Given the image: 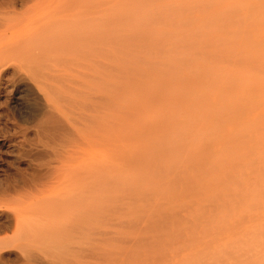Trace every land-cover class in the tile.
Segmentation results:
<instances>
[{
	"label": "bare ground",
	"instance_id": "bare-ground-1",
	"mask_svg": "<svg viewBox=\"0 0 264 264\" xmlns=\"http://www.w3.org/2000/svg\"><path fill=\"white\" fill-rule=\"evenodd\" d=\"M112 1L113 0H104V3L106 5L112 4ZM138 1H140V0H138ZM147 1L144 2L143 5H145L147 3V6H149L150 0H147ZM153 1H155V0H153ZM153 1H151L152 5L159 2V1H163V0H157V2L155 1V3H152ZM164 1H167V0H164ZM200 1H201V3H200ZM122 2H125V1L122 0ZM128 2H130V1H128ZM132 2H134V1H132ZM137 2H135V3H137ZM187 2H189V1H187ZM198 3H200L204 6H202L200 9L199 7H196L197 3H193V4H191V3H187V4L186 3H179V5H176V7H179L177 9H176V7H173V8L167 7V6H174V5H165V7H162L163 6L162 5L160 7L158 6L157 8H155L153 6V9L156 10V9L160 8V12L163 11V14H165L164 11L166 10V7L168 9L171 8V10L174 9V11H175V9L176 10L180 9V13L183 12V14H181L182 19H183V16H185V15L186 16L189 15V17L190 16L192 17V15H195L194 13H197V12L199 13V10L200 11L202 10V12H203V10L206 9V11L204 10L203 14H207V13H209L208 11H211L212 9H214L211 6H210V8H212V9H210L209 6L206 7L205 0H199ZM105 4H103V5H105ZM184 4L187 6V11L185 9L186 6ZM114 6H112V7H114ZM198 6H200V5H198ZM101 7H103V6L100 5V0H0V115H1V111H3V109H5V108L7 109L9 103H11V102L14 105H17V106L20 105L21 106V113L19 112L20 114L18 115V117L12 116L11 118H8V120L6 122V126L3 127V128H5L4 139H3L4 142L3 143H5L7 145V147L10 150L8 152H11L12 157L15 158L14 160L17 161V167L15 166L16 170H15L14 175L8 176L6 178L4 177V179L3 180L1 179V181H0V264H143V263L146 264L144 262V258H146V259H147V257L149 258V256L152 253H155L157 250L159 252L163 251V250L160 251V249H162V247L160 246V245H162L161 243H163L165 246L164 242L168 241V239L170 240V241H168L169 243L170 242L174 243L176 240L179 239V236L182 237V235H183L182 240H184V241L190 240V238H186V239L184 238V236H186V235H184L183 232L186 231V229L189 231L191 230V232L186 231L187 232L186 234L190 233V235H191V233H192L194 235L196 233L195 235L200 236L206 230H210V228H212L213 223L210 222V220L213 222L215 220H217L218 217L215 218V216L219 213V212L217 213V211H220L222 214L226 213L224 215H219L220 217H222V216L228 217L229 216L228 214L231 213L230 212L231 207H230V209L228 207L231 205L226 206V209H225V206H223V203H225V205H227V203H228L227 200H226L227 202L225 201L226 195L223 192L224 188L226 189V187L220 188L221 186H224V185H219L218 186L219 188L216 186V190H215V188L214 189L211 188L212 186L207 187L205 185L206 188H204L203 187L204 185L202 184V182L201 183L199 182L201 180H197L199 175L192 177V175H189L187 172L190 169H195V167H192L189 169L186 168L185 170L180 171L177 168L180 165L178 164V166L177 165L175 166V163L177 164L180 161V158H178V162L175 161L172 168H170L168 166V170L171 169L170 172L173 174H172L171 180H169L165 184V186L166 187H169L172 185L175 186V185H177V182H182V189L185 188L188 191H192L193 190L192 188H195L198 186L199 187V196H197L195 198V200H198V203H197V201L193 200L194 198L190 199V200L196 202V204H197L196 206H198L199 210L201 208L200 211L197 209L198 212L197 211L194 212L195 208H193V207L190 208V206L194 205L193 202L192 203L191 202L186 203V205H184V206L187 207V208L185 207V211L187 213L185 212V214L188 216L185 215L186 217H184V216H181L183 208L180 211L181 212L180 213L178 211V209L180 210V208L174 207L172 203H169V201H167L168 203L167 202L164 203L165 206L162 203L161 204L163 206L161 204H159V202H161V201H159V202L157 201L158 203L153 202L154 204H152L151 202L147 203V201L149 199H146V198L148 197L149 193L144 194L143 192H145V191H143V190H142V192H139V190L136 188V186H135V189H133L134 191H132V190L129 191V187H128V189L126 188L128 192L125 189L124 190L125 192L122 193L121 198H120V196L118 197V194L116 195L117 187H119V186H117L118 184L116 185V181H117V179L115 177L116 166L123 165V164L128 165V163L131 164L130 162L127 163V160L129 159L128 157H130L127 154V151L129 148V143L134 140V139L132 140L133 137L131 138V135H132L131 129L133 130L135 135L137 134L136 136H139V135L143 136L145 134V133L141 134L142 132L137 133L139 131H136V130H139V128H142L140 130H143L144 132H147L145 130H147L148 127H149V129L151 128L153 131H155V135H153L154 137L153 136H152L153 138L151 137L152 139L150 137H145L146 135H144L143 138H142V136L141 137L139 136L140 139L142 138L141 140L140 139L139 140L142 141V143H145L144 144L145 147H146V144H148L147 142H149V144L151 143L153 147H151V148L147 147L149 149L145 150L146 148H143L142 147L143 145H142L141 147L143 148V150H141V153L139 155H137V154L140 151L139 152L134 151L135 153H137V152L138 153L133 154L134 153L133 152L131 154V152L129 150L131 155H134V156L137 155L135 157V159L133 158L134 160H132V163L135 164L137 167L141 168V170L139 169V171L143 170L142 172L145 175L148 174L149 178H150V176L153 177V174H157L156 172L160 170L161 164H162V162H164L163 157L166 156V152L168 151V148L170 147V146H168V148H167L164 145V141L166 143L167 137L170 135L164 137V139H166V140L163 141V139L159 135H156V134L160 133V134H162L161 136H164L163 134L166 132L167 129H170L172 131L174 127H171V124L173 126H176L175 128L177 129V123H173V122H175L174 120L176 119V116H175V118L173 117L174 119L172 117H170L171 115L165 117V115H166L165 113L167 111L169 112V110H170L169 107L171 105H173L172 98H175L174 95L177 93V91H178V93L179 92L182 93V96H183V93L191 90L189 92L191 94V92L193 90L187 89V86L192 85V87L195 88V85L197 86V82H196L197 80L195 81V83H193L191 81V83H193L191 85L189 83L190 81L187 80V83H185V84L186 85L189 84V85H187L186 87L183 86L184 83L180 82L181 81L180 79H182L183 76L180 77L178 74L180 79L178 76L174 77V75H176L177 71L173 70V69H176L173 67V64H174V66L177 64L169 62L172 64V67H173V69H172L173 71H170L171 69H170V67H168V70L170 69L169 72L173 75V73L175 71V73L173 75L174 78L170 75L173 80L172 79H170V80H172V82H173L174 79L176 77H178L179 82L176 83V81H178V80H175V83L178 85L179 84H181V85L183 84V85L182 86H175V85L172 86L171 87L172 88L171 93H173L174 95L173 96L169 95L170 97L164 96V94H166L168 91H170V90H168L170 88V86L167 85L169 88L168 89L166 88V82L165 83H161V82L155 83L154 82V84H152L153 82L148 83V81L151 80L153 77L155 79V77L157 76V75L155 76V74H157V72H160L159 74L163 75L164 72H162L163 70H161V69H163V65L165 68L166 64H169V63L168 62L165 63L164 61H162L163 63L158 62L159 64L160 63L163 64V65H161L162 68L158 69V67H160V66L157 67L158 63L156 65L151 60H149V58L148 59L147 58H141V57L147 56L146 54H148L147 53L148 49H149V51L152 49L151 50L152 52L151 51L150 52L152 54H154V51L156 48L155 47L152 48V46L157 45L156 40H158V41L160 40V42L162 40L160 38L156 39L159 36L156 34L153 35L152 33H150L151 31L150 32L146 31L149 33V34L147 33L148 35L152 34V37L154 36V38L156 36L155 40H154V38L152 39L153 42L156 41L153 44V42H151V40H150V42L148 41V39L149 38L151 39V37H148V35L147 34L145 35V33H144L145 31L143 29L149 28V26H152L153 25L152 23H154V22L150 21L151 17L148 20L146 18L149 15L146 13L148 10L144 13H145V15L147 14V16L145 17L146 21L150 22V23L148 22L149 24L147 23L146 26H148V25L149 26L148 27L144 26L145 27L144 28L142 26V25H144L143 24L144 22L143 23L140 22V24H142L141 26L139 25V22H138V24L136 22V24H134V25L135 26L137 25L140 28L142 27L143 32L138 31V30L130 32V31H126L124 29L123 30L115 29L114 25L116 26V24L117 25L119 24L117 21V19H119V18L116 19V24H115V14H113V12H115V11H113V9L108 10L107 8H109V7H107L104 11L103 10L101 11V9H100ZM126 7H127V4H126ZM146 7L142 6L141 10L143 8H146ZM191 7L193 10H191ZM117 8H118V6H117ZM161 8H162V10H161ZM181 9H183L185 12L184 11L181 12ZM149 11H148V13H150V15L152 16L153 13L151 12V10H149ZM156 11L154 14L161 16L162 12L160 14H157ZM169 11L170 10H168L167 12L170 14L171 11L170 12ZM174 11H172L174 13V16L176 17V18L174 17V19L176 20L178 18L181 22V18H179L181 16H180V14H178L179 12L175 11L179 15L178 16L177 14L175 15ZM106 12H107V14H106ZM135 12H132V13L135 14ZM138 12H139V10L136 13H138ZM186 12H189V14H187ZM144 13H142V14H144ZM129 14H130V12H129ZM133 14H131V15H133ZM142 14L141 15L138 14V16L141 17V20L145 16V15L142 16ZM169 14H166V15H169ZM201 14L202 13H200V16H202ZM124 15H126V18H127L128 15L125 13H124ZM131 15H129V17ZM166 15H165L164 19H166V17H167ZM138 16H135L136 20H137V18L138 19L140 18ZM204 16H206V15H204ZM121 17H122V15H121ZM158 18H160V17H158ZM158 18H157V21H158ZM169 18L173 19L171 14H170V16H168V19H166L167 21H165V20L164 21L162 20V21L164 23L169 22L168 24L165 23L166 25H169V26H167V28L170 27V25L173 28V26H175V24L178 23L179 21L176 22V21H173L174 19L173 20L170 19L172 21V23L170 24L171 21H168ZM124 19H125V17L123 18V21L120 19V21H119L120 26H121V22L124 23ZM161 19H163V18H161ZM205 19H207V21H204L202 26H205V24H206V26L207 25L208 26L207 27L205 26L203 28V30H202V28H200L202 26H200L195 31L199 32L200 29L202 30V32L201 31L200 32L204 36H201V37L206 38L203 40H205L206 43H208V45L210 44L209 45V47H210L211 43H209L210 41H208L207 35L209 36L210 34H208V33H211V32L210 31L208 32L207 29H210L211 31L213 30L212 34L215 33V35L219 34V33L223 34V32H222L223 30L221 31V29H223V26H222V28L217 29V26L221 27L220 24L223 25V23H221L223 20H222V18L218 17L217 14H216V18L212 15L211 18L205 17ZM209 19H210V22H208ZM214 19H217V20L219 19V20L217 22V20L214 21ZM152 20H154V19H152ZM199 20L200 19L195 20L193 23H195L196 21L198 22ZM212 20H213V23L215 22V25L212 24ZM125 21H128V20L125 19ZM132 21L135 23L134 19H132L129 21L130 22V25L128 24L129 27H127V25L126 26L122 25V27H124V28L126 27L129 29L134 28V26H132L133 24L131 23ZM157 21H155L156 24L154 23L155 27H159V26L163 25V23H161V25L160 24L158 25ZM159 21H161V20H159ZM189 21L190 20H183L182 21L183 24H182V22L181 23L179 22L178 26H180L181 24L182 25L180 27H182V26L185 27L186 25L191 26V24H193V23L190 22L189 24H187V22H189ZM173 22H176V23L174 24ZM206 22H208V23H206ZM200 23H202V22L200 21ZM195 24H193L192 26H194ZM210 25L215 26L214 27L216 29L215 32H214L213 26H210ZM130 26H131V28H130ZM180 27H177V28H180ZM183 27H182L181 31L183 30L186 32V34H185V32H182L183 34H185L184 36L187 37L186 42L191 43L189 41V39H193V41H196V43L193 44V42H192L191 44L195 45L201 41V40L197 41V39H201V37L198 35V34H200V32L195 33L197 36H199V37H197L193 32L186 31V27L185 28H183ZM211 27L213 29H211ZM116 28H117V26H116ZM175 28H176V26H175ZM175 28H173V30L177 29V28L176 29ZM191 28H187V30H189ZM205 28H207V29L204 30ZM146 30H148V29H146ZM153 31L154 30H152V32ZM157 31H158V33L161 32L159 30H157ZM157 31H155L153 33H156ZM181 31L179 29L177 32L178 34L177 35L174 34L178 38H180L179 40L181 41L178 44H173L174 46L171 44L172 43L171 40H173V38L171 37L172 38L171 39L170 35L167 36V37H169V41H168V38L166 39V32L165 31H163V33L165 32L164 36L162 35L163 34L162 32H161V34L159 33L160 35H162V38L164 37V41H166V40L168 41L169 44L168 43H166V44L169 45V48L171 46L173 47V48H170V49L167 48V49H169V50L173 49V51H174L175 45L177 48H179L178 47L179 44H181L180 48H179V49H181L182 43L185 42V39H183L184 36H179L180 35L179 32H181ZM167 32L169 33V31H167ZM203 32H204V34H203ZM174 35H173V37H174ZM187 35H189V36H187ZM177 37H174V40H175V42L173 40L174 43H176V41L178 40V39L177 40L175 39ZM193 37H196V38H193ZM215 38L216 37H214L212 40L214 41ZM181 39H183L184 41ZM217 39L219 41H221V39H222V41L224 42L223 46L227 47L228 44H226L227 43L226 39H224V38L220 39L218 37L215 39L217 43H219L217 41ZM203 40L201 41L202 44H203ZM160 42H159V45H160ZM214 42H212V43L214 45L216 44L218 46V44L214 43ZM151 43H152V45H151ZM161 43L163 46V41ZM149 44H150V47L148 46ZM166 44H165V47H166ZM191 44H189L191 47H193V48L197 47V45H195L196 47H194ZM220 44L218 47L215 45L217 47L216 51L219 52V50L221 49L222 51H224L223 52V54H224L225 51L228 49V51H226L225 55L221 54L222 52H220V54H221L220 57H222V56L225 57L224 59H226L227 61H229L228 59H231L230 61L232 62V64L233 65L234 64L235 65L240 64L239 67L241 66L240 60L243 62V59H241V58H244V61H246V62H245V64H242V67L247 66L248 70L250 71L251 67H248V64H247L249 58L246 55L245 56L243 55L244 57L242 55H241L242 57L241 56L237 57L236 54H238V51L235 50L236 48L234 45H232L234 48H232V47L228 48L227 47V49H226V47H223L222 44L221 45ZM162 46L157 47V48H159L160 50L162 49L161 51L164 50L163 53L168 52V50L165 51V48L163 47L164 48L163 49ZM203 46H204V51H200V53L201 54L202 53L203 54L208 53V52H206V50L209 49L207 44L206 45L203 44L202 46H198V47L203 48ZM205 46L208 49L206 48V50H205ZM229 46H231V45H229ZM187 47H189V46H186V48ZM219 47H221V48L218 50ZM222 47L224 48V50ZM199 48L195 49L196 51L194 50V52H199V50H203V49H199ZM213 48H214V46H213ZM146 49H147V51H146ZM159 49H156V50H159ZM187 49H189V48H187ZM144 50L146 51L145 52L146 54L144 53ZM183 50H185V53H184L185 55L189 54V51L186 52V49H183ZM190 50H191V48H190ZM232 50H233V52L237 51L234 53L232 52V54L234 55L236 53L235 56L238 60L236 58L232 59L229 56H226L227 54L231 53ZM159 51H156L157 56H155V54H154V55H152V58L155 56L156 58H154V59H157V57H158V59L164 60L163 58H164V56H166V53L163 55V53L160 51L161 52V54H160ZM177 51H178V49L176 50V52ZM192 51L193 50H191V52ZM216 51H215V53H213V52H211V53L214 54L213 55L214 58L216 55L217 60L218 59L220 60L221 58L217 55L219 53L217 52V54H216ZM194 52H192V53H194ZM227 52H229V53H227ZM170 53L171 54L173 53L172 50L170 51ZM170 53H169V55H170ZM192 53H191V55H192ZM200 53H199V55H200ZM209 53H210V51H209ZM209 53L207 55H209ZM144 54H145V56H144ZM179 54L182 55L183 53L179 52ZM203 54L200 55L201 56L200 57L198 55V53H196V54L194 53V57L196 55H198V58H200V59H197L196 58L197 56L195 58L193 57V59H190L191 57L190 58L187 57V59H186L184 56L185 60H190V61L186 62L184 59H182L179 61V63H181L179 65L181 66L182 65L181 61H183L184 65H182V66H184V69H185L187 67V66L185 67V63L187 65H189V63H191L193 65V63H194L193 60H194L195 61L194 65L196 64V70L200 69V72L204 71L205 75H206V71H208L210 67H213L214 65L217 66V64H216L217 62L218 63L221 62L220 65L217 66V68L221 69L222 66L227 67V68H229V67L232 68L231 67L232 64H228L229 62L226 63V60H224V59L223 60L225 61V64H227L229 67L226 66L225 64H223L224 63L223 60L216 61V63L214 64L213 62H215V61L211 60L213 58L212 54L210 57V62L212 61L211 63H213L212 64L213 66H210V64L208 65V63H210V62L206 63V61L209 60V58H208L209 56L207 57L205 55L207 57L205 59V58H203ZM149 55H151V54H149ZM162 55H163V57H162ZM173 55H174V53H173ZM173 55H171L169 60L173 59V61H175V59L173 57H175L176 53L174 56ZM167 56H168V54H167ZM187 56H189V55H187ZM227 57H229V58L227 59ZM201 58L205 59L204 60L205 64L203 63L202 67H204V65H205V67H206V65H208V67H209V68L207 67L206 70H205V67L202 69H201V67L199 69L197 68L199 66L198 62L203 61V59L201 60ZM233 58H234V56H233ZM166 59L168 60V58H166ZM196 59H197V62H196ZM234 60H237L238 63H235ZM177 62H178V60H177ZM250 62L253 63L251 60H250ZM254 63L257 65L256 62H254ZM149 64H150V67L151 66L154 67V68L151 67L153 70L148 66L146 67V65H149ZM191 64L189 65L190 67H192ZM221 64H222V66H221ZM179 65H178V67H179ZM251 65H253L252 68H255L254 64H251ZM258 65H257V67L261 68L263 63H262V65L260 64V66H258ZM142 66L143 67L145 66L144 69ZM216 66H214L213 68H216ZM234 66H233V68H234ZM237 66H235V68ZM137 67L139 69H136ZM257 67L255 70H257V72H259L262 75V73H263L262 69H263L264 65L261 68V70H260V68H257ZM145 68H147V70ZM180 68L182 69L183 67H179L178 68L179 71H180ZM187 68H189V67H187ZM187 68L185 70H187ZM191 69L189 68V70H187V71H191ZM223 70L225 71L226 69H223ZM235 70L239 71L240 68L233 69V73H235V72L237 73V71H235ZM165 71H166V69H165ZM187 71L183 72V70H182L181 75L184 73H189ZM194 71H195V68H194ZM194 71H191V73H190L191 75L189 74L186 76H192L194 74V73L192 74V72H194ZM251 71L253 72L252 69H251ZM251 71H250V74L252 73ZM161 72H162V74H161ZM200 72H199V74H200ZM211 72L210 73L207 72L206 76H208V74H209V77H210ZM221 73H222V75L224 74V76L225 75L227 76L229 74L228 77L230 75H233L231 73H224L223 71ZM213 74L212 75L215 77L216 76L215 73H213ZM163 76H165V77L167 76V71L165 72V74ZM200 76H202V75L200 74ZM213 76H211V77H213ZM224 76L222 78H224V80H227L228 77L225 79L226 76L225 77ZM245 76H249L250 78L251 77L253 78V76H251V75L245 74L244 77ZM136 77H138L140 79H138V80L134 79ZM192 77L194 78V76H192ZM209 77H205V78L208 79V81H209V79L211 78V77L210 78ZM214 77H213L214 85L212 86V84H211L213 81V79H212L211 82L209 81V84H211V85L208 84L207 87L211 86L209 90H211L212 87H215V88L218 87L216 89L218 91L220 85L216 87L215 83H216V81H217V84H219L220 82L218 80H215ZM157 78H158V76H157ZM157 78L155 80H157ZM160 78H161V80L165 79L163 77H160ZM195 78H197V77H195ZM205 78H201V79L204 80ZM233 78H234V76H233ZM233 78H231L230 80H232ZM133 79H134V81H133ZM168 79L169 78L166 77V81H168L170 83V80H168ZM184 79H186V78H184ZM187 79H190V78L187 77ZM201 79L199 78L198 81L200 82ZM251 79H249V81ZM158 80H160V79L158 78ZM221 80H223V79H221ZM230 80H229V82L231 84ZM205 81L208 83L207 80H205ZM252 81H253V79H252ZM202 82L203 81H201V83ZM222 83H223V81L221 82V84ZM226 83H223L224 87H226ZM235 84H238V83L235 82ZM246 84L248 85L250 83H246ZM201 85H202V87L197 86L198 88L197 87L196 88L198 90L201 88V89H203V91L205 89H207L206 87H204L206 85H204V84H201ZM228 85L229 84H227L226 89L220 88V90L218 92L216 91V93H219L220 96H221V94L225 95V93H227L226 90H228V88H230V87H228ZM254 85L252 86V88L247 87L249 90H247L246 92H248L250 90L254 91V90H252L253 87L256 86V85L255 86ZM178 87L179 88L181 87V90L183 88L184 89L186 88V90L181 92V90L179 91ZM222 87H223V85H222ZM231 87H235V86H231ZM240 88H242V87H240ZM237 89H238V85H237ZM221 90L226 91V92L223 94V93H221L222 92ZM232 90L233 89H231V92H232ZM165 91H166V93H165ZM243 91H245V90H243ZM205 92H206V90H205ZM195 93L196 92H194L193 94H195ZM177 94H176V96H179V94L178 95ZM190 94H187V92H186V95H190ZM205 94L210 95L208 92ZM203 95H204V93H203ZM207 95H205L206 100L204 98V100H205L204 102H201L202 101V99H201L202 97L200 98L201 95L199 97H195L193 95L192 97L190 96V98H192L193 100L200 98L201 100L198 99L200 101H198V100L196 101L198 104L194 103L195 101L192 103H194L193 104L194 106H195V104H197L196 106H198L199 103H203V104H200V105H202V110H203V109H206L205 107L203 108V106H205L204 103H207V105H208V102H206L208 100ZM227 95L229 96L228 93H227ZM184 96H185V94H184ZM246 96H248V95H246ZM180 97H181V95H180ZM177 98L178 97H176L175 100ZM181 98H178L177 100H179ZM184 98H189V97L185 96V97H183V99ZM251 98H252V96H251ZM189 99H187V101L184 100V102H186V104L190 105L191 102L189 103ZM222 99L224 102L225 99L223 98V96H222ZM246 101H247V99H246ZM179 102L183 103L182 99L179 100ZM241 102H243V101H240V103ZM247 102H249V101H247ZM235 103L238 104L237 102H235ZM183 104H182L183 107L186 106V104L185 105H183ZM211 104H212V102H211ZM255 104H256V102H255ZM159 105H160V107H159ZM193 105L191 107L190 106H187V107H190V109H191L192 107H194ZM155 106H158V107H155ZM176 106L180 107L179 103H177ZM199 106H198V108H200ZM208 106H206V107L208 108ZM233 106H235V105L233 104ZM229 107H230V105H229ZM238 107H240V106H238ZM245 107L246 106H244V108ZM168 108H169V110H167ZM175 108H177V107H175ZM175 108H174V110H176ZM184 108L189 109L186 107H184ZM198 108L194 107L192 110L194 112L196 110V111L202 112L204 114V112H203L204 110L200 111V110H198ZM214 108H211V109H214ZM256 108H260V106L256 107ZM153 109H155V111H154L155 113L152 111ZM190 109H189V111H190ZM215 109L217 110V107ZM178 110H179V108H178ZM192 110H191V112H189V114L193 112ZM226 110H228V109H226ZM235 110H237V109H235ZM148 111L153 112L154 113L153 115H156V117L153 116L155 121H152V122H156L155 124L152 123L153 125L157 124L156 126L151 127V125H148L149 121H148V124L146 122H144L142 124L141 118L142 119L146 118L145 115H148ZM170 111H172V110H170ZM182 111H183V109H182ZM182 111H180V112L178 111L179 113L177 112L178 113L177 116H179V118H180V114L181 113L183 114ZM229 111H231V110H229ZM8 112H7V114H8ZM145 112H147V114L144 115ZM184 112L185 113L183 115L185 117L186 116L189 117V114H186V111H184ZM210 112L211 111H209L207 113L209 114ZM193 113H192V115H193ZM196 113L194 115H196ZM241 113H242V111H241ZM169 114H172V116H173V113H168L167 115H169ZM174 114H176V113H174ZM201 114L198 115L197 117L204 118V116L201 117ZM2 115L0 118H2V117L4 118V116H5V118H7L6 113L4 116H2ZM140 115H141V118H139ZM150 115H152V114L149 113V118H150ZM168 117L172 118L173 120L168 119ZM195 117H194V119H195ZM209 117L207 115L206 119H208ZM229 117H230V115H229ZM156 118H157V120H156ZM216 118H218V117H215V119ZM260 118H261V116H260ZM167 119L170 121L172 120L173 122H170ZM223 119H224V117L222 118V120ZM133 120L135 122L136 121L141 122V123L137 122V123H139L138 124L139 128L136 124H135L136 127L135 126L132 127V122H134ZM151 120H153V119H151ZM198 120H199V118H198ZM256 120H258V119H256ZM184 122H186V121H184ZM145 123L148 127L144 125ZM1 124H4V122ZM195 124H196V122H195ZM167 125H169V126H167ZM178 125H179V123H178ZM180 125H182V124L180 123ZM198 126H199V123H198ZM134 127L136 128V130H135L136 132L134 131V129H135ZM182 127L187 128L189 126H182ZM239 127H241V126H239ZM185 128H184V130H185ZM151 129L149 131H152ZM187 129H189V128H187ZM180 130H181V128H180ZM174 131H172V132H174ZM161 132H164V133H161ZM168 132L169 131L167 130V133ZM178 132H179V130H178ZM226 133H227V131H226ZM172 134H171V136L173 137ZM135 139L138 140V138H135ZM136 140H135V142H136ZM175 140H177V139L175 138ZM261 142H262V140H261ZM263 142H264V140H263ZM174 143L176 144V141ZM252 144H255V143L253 142ZM170 145L172 146V144H170ZM176 145H174V146L177 148L179 146V144H178V146H176ZM174 146H172V147H174ZM222 146L224 147V144ZM7 147H5V148L7 149ZM141 147L138 146L136 148L142 149ZM165 147L167 148L166 152L164 151L165 149L164 150L162 149ZM255 147H256V144H255ZM233 148H234V146H233ZM173 149L175 151L178 150V148L177 149L173 148ZM175 151L169 150L170 154L172 152V155L174 154ZM6 152H7V150H6ZM199 152H201V151H199ZM260 153H259V155H260ZM199 154H202V153H199ZM217 154H218V152H217ZM203 155H202V157H203ZM167 156H166V158H164L165 160L170 157V155H167ZM199 156H196V158ZM189 157L186 154V158H189ZM202 157L200 156L199 158L202 159ZM159 158H160V160H159ZM186 158H184V159L186 160ZM130 159L128 161H130ZM184 159L182 161H184ZM192 159L196 160L195 157H192ZM253 159H254V157H253ZM198 160L200 161V159H198ZM10 161H12V160H10ZM230 161H232V160H230ZM187 162H189V160H186V163L183 162V164L185 166H186V164H190V165L192 164V162H190V163H187ZM204 162H206V161H204ZM260 162H261V160H260ZM262 163H263V161H262ZM133 164H131V165H133ZM204 164H207V163H204ZM193 165L194 164H192L191 166H193ZM198 165H200V164H198ZM201 165H202V163H201ZM259 165H260V163H259ZM194 166H196V165H194ZM197 167H199V166H196V169H197ZM181 168H182V165H181ZM259 169H258V171H259ZM252 171H251V173H252ZM258 171H256V174ZM153 172H155V173H153ZM160 173H162V170H160ZM262 173H264L263 170H262ZM262 173H261V176L259 174L256 175L257 178L260 179L259 180L260 183L264 182V180H263L264 176ZM1 174H3V173H1ZM219 175H220V173H219ZM262 176H263V178H262ZM196 177H197V179H196ZM202 177H203V179L201 178V176H200V179H202L204 181V184H205V182H207L208 179H205L206 180L205 181L204 175ZM226 177H227V175L225 176V178ZM227 179H229V178L227 177ZM227 179H226V182H223V183H225V184L229 183L227 181H229L230 179L229 180H227ZM238 179L239 178H237V180ZM250 179H251V177H250ZM223 180H225V179L223 178ZM118 181H117V183L120 182V181L119 182ZM218 181H220V179ZM222 181H220L219 183L223 184V183H221ZM119 184H120L119 188L122 189L121 183H119ZM201 184L203 186H201ZM234 184H236V183H234ZM261 184H262V187L264 188V186H263L264 183H261ZM194 185H197V186L193 187ZM208 185H210V184H208ZM231 186H233V185H231ZM138 188L140 189V187H138ZM210 188L212 190H210ZM229 188L230 187H228V189ZM237 188H239V187H237ZM255 188H252V190H254ZM123 189H122V191H123ZM135 190H137V191H135ZM232 190H233V187H232ZM120 191L118 189V193ZM229 191L230 190H228V193H229ZM134 192H135V194H133ZM219 192H221V193L223 192V194H221ZM247 192H246V194H247ZM251 192H250V194H251ZM263 192H262V194L260 193L261 196H259L260 194L257 196V197L261 198L260 200L264 199V193ZM138 193H143L142 195H144V198H142L143 196H140V198H137V197L135 198V195ZM220 194L223 196H220ZM237 194H233L232 196H229V198L231 197L230 201H229L230 203L232 201L234 203L235 200H237L236 198H238V199L240 198L239 191L237 192ZM145 195H147V196H145ZM234 195H236L235 196L236 198L233 197ZM255 195L256 194H254L253 197ZM134 198H135V201H134ZM148 198H150V197H148ZM219 198H221V200H220L222 202L221 204L218 200ZM222 198H223V200H222ZM251 198L249 200H251ZM259 198H258V200H259ZM144 199H145V202L147 203V204H145L146 206L142 203V201H144ZM243 199L245 200V198H243ZM246 199H248V197ZM252 200H253V198H252ZM255 200L257 201V199H255ZM255 200H253V201L256 203ZM126 201L128 204L126 203ZM213 202H215V203L211 204ZM254 202L252 204L254 206L258 204L256 207L259 208V206H260L258 203L259 201L256 204ZM216 203H218L217 205L219 206V209H217L218 206L215 207ZM243 203H245V201ZM237 204H239V202H237ZM249 204L251 205V203H249ZM243 205H246V204H243ZM196 206L194 205V207H196ZM209 206L214 207L213 208L214 214H215V211L217 213L216 215L212 214V216H211L212 219L208 218V217L206 219V216L209 214V212L205 213V210L207 209L209 211V208H208ZM220 206H222V207H220ZM252 206L250 209H252ZM134 207H137L138 210L130 213V209L134 208ZM246 207H247L246 209L248 210V206H246ZM189 208L194 209V210L191 211V210H189ZM215 208H216V210H215ZM233 209H235V208H233ZM236 209H235V211H236ZM227 210L229 211V213L227 212ZM211 211H210V213H213ZM258 211H260V210H258ZM248 212H247V215L249 214ZM239 213H240V211H239ZM204 215H206V216H204ZM225 215H227V216H225ZM236 215H237V211H236ZM247 215H246V217H248ZM123 216H130V217L126 218ZM252 216H253V214L251 213L250 218ZM201 217H205L206 223L203 221L205 219H203ZM213 217L215 218V220H213ZM220 217L218 218L219 220H220ZM224 217H222V220L224 219ZM122 218H124L125 220H123ZM193 218L195 220L194 222L197 225L200 224L198 222H201V221H203L206 224V225H204V223L201 222L204 225L203 229L204 228L206 229V230L204 229L205 231L203 232L202 231L203 229L201 230L199 228V230H200L199 233H201V231H202L201 234H199V233L197 234V232L199 231L198 230L199 225L197 228L194 227V225H193L194 222L191 220ZM199 218H200V220H199ZM170 221H171V223H170ZM223 221H220V222H223ZM143 222L145 223V225H142ZM208 222H210L209 224H211V227L208 226L209 225ZM191 224L193 225L194 229H197L196 231L194 230L195 232L192 231L193 228H192ZM196 224H195V226H197ZM207 226H208V228H206ZM181 231H183V232H181ZM263 231L259 232V233H263V235H264ZM9 232H10V234L12 233V236L9 235V237H8V235H7V237H4V238L1 237L2 234L5 235ZM179 233H182V235H180ZM204 234H208L207 231ZM251 234H253V233H251ZM263 235L261 236L262 238H263ZM187 236H189V235H187ZM201 236H203V235H201ZM212 236H213V234H212ZM167 237H169V238H167ZM189 237H191V236H189ZM193 238H195V237H193ZM180 240H178L179 242L177 241L178 242L177 245H179L180 242L181 243L183 242ZM191 240H193V239L191 238ZM190 241H189V243H190ZM258 241H259V239H258ZM168 242H166V243H168ZM177 242H175V243H177ZM238 242L241 243L240 240ZM253 242L255 243L254 240H253ZM213 243H215V242H213ZM241 244H238V246H240ZM261 244L264 246V242ZM174 245H176V244H174ZM185 245H187V244H185V242H184L179 247L175 248L172 244V246L174 247V251H176V249L177 250L180 249L181 246L184 247ZM262 245H260V246L262 247ZM164 246H163V248H164ZM187 246H189V245H187ZM167 247H168V244H167ZM167 247H166V249L167 250L170 249L169 253H171V250H173V248L170 247V244H169V247L168 248ZM182 247H181V249H182ZM228 247L230 249V246H228ZM156 248H157V250H156ZM187 248H190V247H187ZM262 248L264 250V247H262ZM262 248H261V250H262ZM218 249H219V247H218ZM237 249H238V247H237ZM153 250H156V251L154 252ZM164 251H165V248H164ZM164 251H163V254L168 252V251L167 252H164ZM250 251H252V250H250ZM145 252L148 254H146ZM261 252H263V251H261ZM261 252H259V253H261ZM172 253H173V251H172ZM176 253H177V251H176ZM217 253H219V252H217ZM239 253H241V252H239ZM259 253H257L258 257L260 255ZM155 254H154V257L152 256L153 254L150 257L157 259V261L158 260L163 261V259L165 258V257H163V259H162V257H161V259H158L159 256H162L163 254L161 253L162 255H160V253H157L156 255L158 256V258L156 257ZM167 254H166V257H167ZM248 254H246V256ZM240 255H243V254L241 253ZM240 255H237V256H240ZM256 257H257V255H256ZM227 258H228V256H227ZM235 258H236V260H235ZM238 258H241L240 261L242 264V262L244 261V259L242 261V256L241 257H235V254H234L233 259L236 262H234V263H237V261L239 260ZM249 259L250 258H248V260H246V257H245L246 262L249 261ZM258 259L259 258H257V260L253 261L251 258V261H249V262H250V264H252L251 262L255 263V261H257V263L259 264ZM147 260H149V259H147ZM195 260H198V259H195ZM217 261H220V259L219 260L217 259ZM223 261L225 263L226 260L223 259ZM228 261H229V259L227 260V262L225 264H227ZM230 261H231V259H230ZM146 262L149 263V261H146ZM260 262H261V260H260ZM187 263L190 264L191 262H187ZM195 263H196V261H195ZM238 263H240V262L238 261ZM243 263H245V261ZM262 263H264V258L262 259L261 264ZM151 264H153V263H151ZM246 264H248V263H246Z\"/></svg>",
	"mask_w": 264,
	"mask_h": 264
},
{
	"label": "rangeland",
	"instance_id": "rangeland-1",
	"mask_svg": "<svg viewBox=\"0 0 264 264\" xmlns=\"http://www.w3.org/2000/svg\"><path fill=\"white\" fill-rule=\"evenodd\" d=\"M125 2H122V0H113L112 1V4H105L104 3V0H100V5L101 6H103V7H101L100 9H101V11L103 10H105L107 7H109V8H107L108 10L110 9H113V11H115V12H113V14H115V24H116V19L117 18H119V19H117V21H118V23L120 24V19L123 21V18L125 17V19L126 20H128V21H125V19H124V23L123 22H121V26L118 24H116V26H117V28H116V26L114 25V27H115V29H118V30H126V31H130V32H132V31H141V32H143V30L145 31L144 33H145V35L148 33V32H146V31H151L150 33H152L153 35L154 34H156V35H158L157 37L158 38H156V36H155V38L156 39H162L161 40V42L163 41V46H162V43L160 42V40L158 41V40H156L157 41V45H153L152 46V48L153 47H155L156 49H159V48H157V47H160V46H162V48L164 47L165 48V51L166 50H168V52H164L163 53V51H161L160 49V51L163 53V55L166 53V56H164V60H162V59H158V57H157V59H154V58H156L155 56H157V52L156 51H159V50H156L155 48V51H154V54H155V56L152 58V55H154V54H152L150 51H149V49H148V51H147V49H146V51H147V53L148 54H146L145 52V50H144V53L147 55V56H145V54H144V56L145 57H141V58H149V60H151L154 64H156L157 65V63L158 62H161V63H163L162 61H164L165 63L166 62H171V63H176L177 65H175L174 66V64H173V67L174 68H176V69H173V67H172V64L171 63H169V64H166V67L164 68V65L163 64H159L158 63V65H157V67L158 66H160V67H158V69L160 68H162L161 67V65H163V69H161V70H163L162 72H164L163 73V75L165 74V72L167 71V78H169L168 80H170V79H172L171 78V76L173 77V75H174V73H175V71H177L176 72V75H174V77L175 76H178V74H179V76L180 77H182L183 76V78L182 79H180V77H179V79L181 80L180 82H182V83H184V85L183 86H187V85H189V84H185V83H187V80H189L190 82V85L191 84H193V83H195V81L197 82V86L198 87H202V85L201 84H204V85H206V86H204V87H206L207 89H205L206 90V92H205V90L203 91V89H197L198 87L195 85V88L194 87H192V85L191 86H187V89H192L193 91V93L194 92H196L195 94H193L192 92H191V94L189 93L190 91H186L187 92V94H190V95H186V92L185 93H183V96H182V93H178V91H177V93L179 94V96H176V94L174 95L173 93H171L172 92V86H182L181 84H176L177 82H179V80H178V77H176L175 79H174V81L172 82V80H170V83L168 82V81H166V77L165 76H163V75H160L159 73L160 72H157V74H155V76L157 75L158 76V78L160 79V80H158V78H157V76L155 77V79L157 78V80H155L154 79V77L151 79V80H149L148 81V83L150 82H153L152 84H154V82L155 83H165L166 82V88L168 89L169 87L168 86H170V88L168 89V90H170V91H168L167 93H166V91H165V93L166 94H164V96H168V97H170L169 95H171V96H173L174 95V97L176 98V97H178V98H181L182 99V101H183V103L182 102H179V100H181V99H179V100H175V98H172V103H173V105H171L169 108H170V110H172V111H170L169 110V108L167 109V110H169V112L167 111L165 114V117H167V116H170V117H174L175 118V116H176V119L174 120L175 122H173L172 120L174 119H172V118H169L168 117V119H172L171 121L170 120H168V121H170V122H173V123H177V129L175 128L176 126H173L171 123V127H174L173 128V130L172 131H174L175 129V131L174 132H172L170 129H167L169 132L167 133V130H166V132L164 133V132H161V133H164L163 135L164 136H161L162 134H160V133H157L156 135H159L162 139H163V141L164 140H166V139H164V137H166V136H168V135H170V136H168L167 137V140H166V143H165V141H164V145L168 148V146H170L169 148H168V151L166 150L167 148L165 147V148H162L165 152H166V156L167 155H170V157L169 158H167L166 160L164 159V158H166V156H164L163 157V160H164V162H162V164H161V168H160V170H162V173H160V170L159 171H157L156 173L157 174H153V177L152 176H150V178H149V176H148V174L147 175H145L142 171H139V169L141 170V168H139V167H137L135 164H133L132 163V160H134L135 159V157L137 156V155H139L140 153H141V150H143V148H146L145 150H148L149 148H151V147H153L152 146V144L150 143L149 144V142H147L148 144H146V147H145V143H142V141H140L142 138H143V136L144 135H146L145 137H152L153 135H155V131H153L151 128V130L152 131H149L150 129H149V127L146 125V123L148 124V121H149V124L148 125H151V127H153V126H156V125H153L152 123H156V122H152V121H155L154 120V118H153V116L154 117H156V115H153L155 112V109H153L152 111L154 112H149L148 111V115H145V114H147V112H145L144 113V115L146 116V118H144V119H142L141 118V115L143 114H141L140 115V117L139 118H141V121H142V124L144 123V122H146L144 125L145 126H147L146 128H147V130H145V131H147V132H144L143 130H140V129H142V128H139V126H138V124L139 123H137V122H140V121H134V122H132V127L133 126H135L136 127V125L138 126V128H139V130H136V128L134 129V131L136 130V131H139V132H137V133H140V132H142L141 134H144L143 136L142 135H139L140 137L142 136V138L140 139V137L139 136H136L135 135V133L133 132V130L131 129V131H132V135H131V138H132V140L133 141H131L130 143H129V148H128V151H127V154L130 156V157H128L129 159H130V161H128L127 160V163L128 162H130L131 164H133V165H131V164H129L128 163V165H126V164H123V165H118V166H116V169H115V177H116V179H117V181L119 182V183H121V188L123 189V191H122V189H120L119 187H120V184L119 183H117V181H116V185L117 186H119V187H117V192H116V195L118 194V197L120 196V198H121V196H122V193L123 192H125L124 190L127 188L128 189V187H129V191L130 190H132V191H134L133 189H135V186H136V188L139 190V192H142V190L143 191H145V192H143L144 194H148L149 193V195H148V197H150V198H146V199H149L148 201H147V203L149 202H151L152 204H154V203H156L157 201L159 202V201H161V202H159V204H163L164 205V203L165 202H167V201H169V203H172L173 204V206L174 207H177V208H180V210L178 209V211L180 212L181 210H182V208H183V210H182V213H181V216H184V217H186V216H188V215H186L185 214V207L186 206H184V205H186V203H189V202H193L194 203V205L196 206L197 204H196V202H194V201H197V203H198V200H195V198L197 197V196H199V187L197 186V185H194L193 187H195V186H197V187H195V188H192L193 190L192 191H188V190H186L185 188L184 189H182V182H177V185H172V186H169V187H166L165 186V184L169 181V180H171V177H172V174L173 173H171L170 172V168H172V166L174 165V163H175V161H177L178 162V158H180V161L176 164L175 163V166L177 165L178 166V164L180 165V166H178L177 168L180 170V171H183V170H185L186 168H192V167H195V169H190V170H188L187 172H188V174L189 175H192V177L193 176H198V179H197V177H196V179L197 180H201V181H199L200 183L202 182V184L204 185H202L201 184V186H203L204 188H206V186L207 187H209V186H212L211 188H215V190H216V186L218 187L219 185H224V186H221L220 188H224V187H226V189L224 188V190H223V192H224V194L226 195V199H225V201L227 200L228 201V203H227V205H225V203H223V206H225V209H226V206H228V205H231V206H228L229 207V209H230V207H231V209H230V212L232 213H229V211L227 210V212L229 213L228 215V217H224V216H222V217H224V221L222 220V217H220L219 215H224V214H226V213H224V214H222L220 211H217V213H216V211H215V214H214V207H212V206H209L208 208H209V211L206 209L205 210V213L206 212H209V214L206 216V215H204V216H206V219H207V217L208 218H211L212 219V214H214V215H216L215 216V218L216 217H220V220L217 218V220H215V218L213 217V220H215L214 222L213 221H211L210 220V222H212L213 223V226H212V228H210V230H206L205 228V230L207 231V233L208 234H204V233H206V231L203 229V227H204V225H206L205 223H206V219H205V217H201V218H203V219H205V220H203V221H201V222H203L204 223V225H203V223H201V222H198V223H200V224H198L199 225V227H198V225L194 222L195 220H194V218L193 219H191L193 222H194V227H198V230H199V228L204 232L203 234H201L202 233V231H201V233H199L200 232V230L197 232V234L199 233V234H201V235H203V236H198V235H193L192 233H191V235H190V233L189 234H186L187 232H191V230L189 231V230H187L186 229V231H181V232H183L184 233V235H189V236H191V237H189V236H184V238L186 239V238H190V240H191V238L193 239V240H182V238H183V235H182V233H179L180 235H182V237H180L179 236V239L178 240H180V241H183L182 243H184L185 242V244H187V245H189V246H187V245H185L184 247H182V249H181V247H180V249H176V251H177V253H176V251H174V247L176 248V247H179L182 243L180 242V244L179 245H177L178 244V240H176L175 242H177V243H175L174 241V243H172V242H168V241H170L169 239H168V241H166V242H168V243H166V242H164L165 243V246H164V244L163 243H161L163 246H164V248H165V251H164V248H163V246L162 245H160L161 247H162V249H160V251H164V252H167V253H165V254H163V251L162 252H159L158 250H157V248H156V250L158 251H156V250H153L156 254L157 253H160V255H162V256H159V258H158V256L155 254V253H152L151 255L154 257V254L156 255V257L158 258V259H161V257H162V259H163V257H165L164 259H163V261L162 260H158L157 261V259H154L153 257V259L149 256V258L147 257V259H149V260H147L146 258H144V262L146 263V264H149L150 262L151 263H153V264H186L187 262H191L192 264H194L195 263V261H196V263L195 264H220L221 262V264H223L224 263V261H223V259L224 260H226L225 261V263L227 262V260L229 259V261H228V263L227 264H233L234 262H236L235 260H236V258H235V260L233 259V257H234V254H235V257H241L242 256V261H243V259H244V261H245V263H243L242 262V264H246V263H248V264H250V262L249 261H251V258H252V260L254 261V260H257V258H259L258 260V262H259V264H261V262H262V259L264 258V250H263V248L262 247H264L261 243H263L264 242V235H263V233H259V232H262L263 230H264V199L263 200H260L261 198H259V197H257L260 193L262 194V192L264 191L263 189V187H262V184L261 183H264V182H259V180L260 179H258L257 178V176L256 175H258L260 172L262 173V170H263V172H264V142H263V140H264V67H263V65H264V0H205V5H206V7L207 6H209V8H210V6L211 7H213L214 9H212V8H210V9H212L211 11H208L209 13H207V14H203L204 13V10L206 11V9H204L203 10V12H202V10L200 11L199 10V13L197 12V13H194L195 15H192V17L190 18L189 17V15H185V16H183V19H182V16H181V14H183V12L182 11H184L183 9H181V12L182 13H180V9H178V10H176L177 8H179V7H176V5H179V3H191V4H193V3H197V5H196V7H199L200 9H201V7L202 6H204V5H202V4H200L201 3V1H200V3H198V1L199 0H167V1H159V2H157V0H155L157 3H155V1H153V0H150V4H151V1H153L152 3H155V4H149V6H147V3L145 4V5H143V3L144 2H146L147 0H140V1H136V0H124ZM128 1H130V2H128ZM132 1H134V2H132ZM143 1V2H142ZM187 1H189V2H187ZM195 1V2H194ZM102 2V3H101ZM135 2H137V3H135ZM148 2V1H147ZM121 3V4H120ZM103 4H105V5H103ZM120 4V5H119ZM124 4V5H123ZM126 4H127V7H126ZM131 4V5H130ZM115 5V6H114ZM118 6V8H117V6ZM124 7H123V6ZM163 5V6H162ZM165 5H174V6H167L168 8L169 7H176V9H175V11H178L179 13L178 14H180V16L181 17H179V18H181V22L183 21V20H190L189 22H187V24H189L190 22L191 23H193L195 20H198V19H200L196 24L195 23H193V24H195L194 26H192L193 24H191V26L189 27V26H185L186 27V31H189V32H193L194 34L196 33V32H198V31H195L198 27H200V26H202L203 25V22L204 21H207V19H205V17L206 18H211L212 17V15L216 18V14L218 15V17H220V18H222V22L221 23H223V25L222 24H220L221 25V27H218L217 26V29H219V28H222V26H223V29H221V31L223 32V34L222 33H219V34H216L215 35V33L214 34H212V31L210 30V29H207V28H205L204 30H208V32L210 31L211 33H208V34H210L209 36L207 35V39H208V41H210L209 43H211V46L209 47V45H208V43H206V41L205 40H203V39H206V38H202L201 36H204V35H202L201 34V32H202V30H203V28L206 26V24H205V26H202V27H200V28H202V30L200 29L199 30V32H200V34H198L200 37H201V39H197V41L199 40H203V44L204 45H206L207 44V46H208V48L205 46V50H206V48L208 49V50H206V52H208L209 53V51H210V53L211 52H213V53H215V51H216V48L219 46V44L221 43L222 44V46L224 45L223 43V41H222V39L221 38H224V39H226V41H227V43L226 44H228L227 45V47L229 48V47H232V48H234L232 45H234L235 46V50H237L238 51V54H236L237 55V57L238 56H247L253 63H251L250 62V60L248 59V62L250 63H248L247 62V64H248V67H251V69L253 70V72L251 71V69H250V71L252 72L251 74H250V71L248 70V68H247V66H243L242 67V64H245V62L246 61H244V58H241V59H243V62L240 60V62H241V66L239 67V65L240 64H237V65H235V66H237L236 68H240V70L239 71H237V70H235V71H237V73L235 72V73H233V69H236L235 68V66L232 64V62L230 61L231 59H228L229 57L230 58H232V59H235L236 58V56H235V54L233 55L232 54V52H233V50L231 51V53H229V52H227V53H229V54H227L226 56H229V57H227V59L229 60V61H227L226 59H224L225 57H220L221 56V54H223V52L224 51H222L220 48L221 47H219L218 48V50H219V52L218 51H216V54H217V52L219 53V54H217L221 59L219 60H217V56L215 55V58H214V54H212V59L211 60H213V61H215V62H213L214 64L216 63V61H221V60H226V63L227 62H229L228 64H232V68H230L227 64H225V61L223 60V64H225L226 66H228L229 68H227V67H223L222 66V64H221V69L220 68H217V66L218 65H220V63H216L217 64V66L216 65H214V66H216V68H213L214 66L212 65L213 63H211L210 62V57H211V54L209 53V55H207L208 53H202L203 54V58H207L208 56V58H209V60L208 61H206V63L207 62H210V63H208V65L210 64V66H213V67H208V65H206V67H205V65H204V67H205V70L207 69V67L209 68V70L208 71H206V75H207V72L208 73H210L211 71V76H213L214 74L213 73H215V80H218L220 83L219 84H217V81H216V83H215V86L217 87V86H219L220 85V87H219V90H220V88H224V89H226L227 88V84H229L228 85V87H230L231 89H233L232 90V92H231V89L230 88H228V90H226L227 91V93L229 94V96L227 95V93H225L226 91H220L221 93H225V95H222L221 94V96H220V94L219 93H216V89L218 88H215V87H212L211 88V90H209L210 89V87H207V85L209 84V81L211 82V80L213 79V77H209V74H208V76H206L205 75V72L204 71H201L200 72V67H201V69L202 68H204V67H202L203 66V63L205 64V59H203V58H201V60L203 59V61H199L198 62V64H199V66L197 67L199 70H196V64L194 65V63H195V61L193 60V65L191 64V63H189V65L191 64L192 65V67H190L189 65H187L186 63H185V67L187 66V67H189L190 69H191V71H194V68H195V71L194 72H192V76H194V78L192 77V76H186V75H189L190 73H191V71H187V70H189V68H187V70H185L184 69V66H182V65H184L183 64V61H181L182 62V65L180 66L179 64H181V63H179V61L180 60H182V59H184L185 60V58L187 59V57H191L190 59H193V57H194V53L196 54V53H198V55H199V53H200V51H204V46H203V48H199L198 46H202L203 44H202V42L200 41L199 43H197V44H195V45H197V47L195 46V45H193L194 43H196V41H193V39H189V41L192 43L193 42V44H191V43H189V42H186L187 40H186V36H184L185 34H186V32L185 31H181V29H182V27H180L182 24H183V22H182V24L180 25V26H178L179 25V22H180V20L177 18L176 20L174 19V13L172 12V11H174V9L173 10H171V8L170 9H168L167 7H166V12L164 11V13L165 14H163V11H161L162 12V14H161V16H158V15H156V14H154L155 13V11H156V13L157 14H160L161 12H160V8H158V9H153V6L155 7V8H157L158 6L160 7V6H162V7H165ZM185 5V4H184ZM198 5H200V6H198ZM111 6V7H110ZM112 6H114V7H112ZM120 6V7H119ZM142 6H147L146 8H143L142 10H141V8H142ZM151 6V7H150ZM181 6V5H180ZM183 6V5H182ZM186 6V5H185ZM194 6V5H193ZM116 7V8H115ZM122 7V8H121ZM138 7V8H137ZM139 10V12L138 13H136L138 10ZM140 8V9H139ZM190 8V7H189ZM195 8V7H194ZM135 9V10H134ZM186 11H187V6H186ZM149 10H151V12L153 13H151L152 14V16L150 15V13H148V11ZM155 10V11H154ZM161 10H162V8H161ZM168 10H170L171 11V16L173 17V19L172 18H169V20L168 21H171L170 19H172L173 21H179L178 23H176V22H173L174 24H175V26H176V28L177 27H180V28H177L178 30L180 29V31L181 32H179L180 33V35L179 36H184V38L183 39H185V42H183L182 43V46H181V49H179L180 48V45L181 44H179V48H177L176 47V45H175V49L177 50L178 49V53L176 52V50L174 49V51H173V49H171L172 50V52L174 53V55H175V53H176V55H175V57H173L174 55H173V53L171 54L170 53V51L171 50H169L170 48H173L171 45V47L169 48V45H167L166 43H168V41H169V37H167V36H169L170 35V38L172 37L173 38V40H174V37H177L176 35L178 34L177 32H178V30L175 28V26H173V28H175L176 30H173V28L171 27V25H170V27H168L167 28V26H169V25H166L165 23H167V22H163L164 20L165 21H167L166 19H168V16H170V14L167 12ZM191 10H193L192 9V7H191ZM130 12V14H129V12ZM136 11V12H135ZM147 11V12H146ZM169 11V12H170ZM174 11V12H175ZM190 11V10H189ZM195 11V10H194ZM198 11V10H197ZM128 12V13H127ZM132 12H135V14H133ZM144 12H146L147 14H149L148 15V17H146L147 16V14L145 15V13ZM150 12V11H149ZM185 12V11H184ZM191 12V11H190ZM124 13L125 14H127L128 16H127V18H126V15H124ZM142 13H144V14H142ZM187 14H189V12H186ZM200 13H202L201 15L202 16H200ZM106 14H107V12H106ZM131 14H133V15H131ZM137 14V15H136ZM138 14H142V16H144V18H142V20H141V17L140 16H138ZM166 14H169V15H166ZM177 13L175 12V15H176ZM177 14V15H178ZM121 15H122V17H121ZM124 15V16H123ZM129 15H131L130 17H129ZM156 15V16H155ZM163 15V16H162ZM165 15L167 16L166 17V19H164L165 18ZM204 15H206V16H204ZM117 16V17H116ZM135 16H138V17H140L139 19L141 20H139L138 18H137V20H136V17ZM179 16V15H178ZM145 17L147 18V20L148 19H150V17H151V22H154L155 24H156V22L155 21H157V18L158 17H160V18H158V21L159 20H163L162 22L161 21H157V23H158V25L160 24L161 25V23H163V25L162 26H159V27H155L154 26V23H152L153 25L152 26H149V28H145V27H148V26H146L147 25V23L149 22H147L146 21V19H145ZM155 17V18H154ZM157 17V18H156ZM132 20V19H134V21H135V23L132 21L131 23L133 24H131L132 26H134V28H131V26H130V28L131 29H129V28H124V27H122V25L123 26H126L127 25V27H129V25H130V20ZM161 18H163V19H161ZM176 18V17H175ZM152 19H154V20H152ZM213 19V18H212ZM192 20V21H191ZM217 19H214V21H216ZM219 20V19H218ZM218 20H217V22H218ZM200 21L202 22V23H200ZM128 22V23H127ZM136 22H137V24H138V22H139V25L141 26L142 24H140V22L141 23H143L144 25H142L145 29H143L142 27L140 28L139 26H135L134 24H136ZM180 22V23H181ZM185 22V21H184ZM208 22H210V19L208 20ZM208 22H206V23H208ZM127 23V24H126ZM150 23V22H149ZM148 23V24H149ZM169 23V22H168ZM167 23V24H168ZM172 23V21L170 22V24ZM186 23V22H185ZM129 24V25H128ZM165 24V25H164ZM212 24L213 25H215V22L213 23V20H212ZM217 24V23H216ZM219 24V23H218ZM151 25V24H150ZM173 25V24H172ZM185 25V24H184ZM213 25H210V26H213ZM120 26V27H119ZM154 26V27H153ZM157 26V25H156ZM164 26V27H163ZM166 26V27H165ZM208 26V25H207ZM206 26V27H207ZM185 27H183V28H185ZM192 27V28H191ZM215 26H213V28H214ZM187 28H191V29H189V30H187ZM212 27H211V29H213ZM143 29V30H142ZM146 29H148V30H146ZM152 30H154L153 32H155V31H157V30H159V31H161L162 33H163V31H165L166 32V39L168 38V41L166 42V41H164V37L162 38V35L164 36V33L162 34V35H160L161 34V32H159L158 33V31L156 32V33H153L152 32ZM193 30V31H192ZM215 28H214V32H215ZM167 31H169V33L167 32ZM220 31V30H219ZM220 31V32H221ZM175 32V33H174ZM182 32H185V34H183ZM205 32V31H204ZM204 32H203V34H204ZM158 33V34H157ZM207 33V32H206ZM149 34V33H148ZM147 34V35H148ZM152 34H150V35H148V37H151V39L149 38L148 39V41L150 42V40H151V42H153L152 41V39L154 38V36L152 37ZM174 34H176V35H174ZM191 34V33H190ZM172 35V36H171ZM173 35H174V37H173ZM193 35V34H192ZM196 35V34H195ZM161 36V37H160ZM187 36H189V35H187ZM194 36V35H193ZM197 36V35H196ZM199 36H197V37H199ZM147 37V38H148ZM191 37V36H190ZM189 37V38H190ZM206 37V36H205ZM214 37H216V38H220L221 39V41H219L218 39H217V41L219 42V43H217L216 42V38L214 39V41L212 40ZM155 38H154V40H155ZM171 38V39H172ZM193 38H196V37H193ZM211 38V39H210ZM170 39V40H171ZM176 40L178 39H180V38H175ZM183 39H181V40H183ZM223 39V40H224ZM173 40H171L172 41V45L173 44H178V43H180L181 41L179 40H177L176 41V43H174L175 42V40H174V42H173ZM196 40V39H195ZM156 41H154L153 42V44L156 42ZM184 41V40H183ZM225 41V42H226ZM159 42H160V45H159ZM212 42H214V43H217L218 44V46L216 47ZM166 44V47H165V44ZM169 44V43H168ZM189 44H191L192 46H194V47H196V48H193V47H191ZM213 44V45H212ZM220 44V45H221ZM225 44V45H226ZM151 45H152V43H151ZM184 45V46H183ZM229 45H231V46H229ZM149 47H150V44L148 45ZM174 46V45H173ZM186 46H189V47H187V48H189V49H187L186 48ZM213 46H214V48H213ZM213 49H212V48ZM223 47H226V46H223ZM222 47V48H223ZM227 47H226V49H227ZM163 48V49H164ZM167 48H169V49H167ZM190 48H191V50H193L192 52H194V50L195 49H203V50H199V52H194V53H192L191 52V50H190ZM193 48V49H192ZM231 48V49H232ZM183 49H186V52L187 51H189V54H187V55H189V56H187V55H185L184 53H185V50H183ZM215 50V51H214ZM223 50H224V48H223ZM230 50V49H229ZM159 51V52H160ZM184 51V52H183ZM196 51V50H195ZM226 51H228V49L226 50ZM226 51H225V53L223 54V55H225L226 54ZM237 51H234V52H237ZM158 52V53H159ZM161 52H160V54H161ZM179 52H182L183 54L181 55V54H179ZM220 52H222L221 54H220ZM233 52V53H234ZM169 53H170V55H169ZM191 53H192V55H191ZM149 54H151V55H149ZM167 54H168V56H167ZM201 53H200V55H202ZM234 56V58H233V56ZM163 55H162V57H163ZM171 55H173L172 57L175 59V61H173V59L171 60H169V58L171 57ZM191 55V56H190ZM198 55H196L195 57L197 58V59H200V58H198ZM199 55V56H200ZM207 57H206V56ZM149 56V57H148ZM184 56H185V58H184ZM205 56V57H204ZM241 56V57H242ZM243 56V57H244ZM161 57V56H160ZM159 57V58H160ZM161 57V58H162ZM183 57V58H182ZM194 57V58H195ZM201 57V56H200ZM246 57V58H247ZM166 58H168V60L166 59ZM178 60V62H177V60ZM197 59H196V62H197ZM215 59V60H214ZM237 59V58H236ZM240 59V58H239ZM238 60V59H237ZM237 60H234V62L235 63H238L237 62ZM246 60V59H245ZM156 61V62H155ZM186 62H189L190 60H185ZM192 61V60H191ZM233 61V60H232ZM231 62V63H230ZM254 62H256L257 63V65L260 63L261 65H262V63H263V65L261 66V68L263 67V73H262V75L259 73V72H257V70H255L256 69V67H257V65L254 63ZM246 64V65H247ZM251 64H254V67L255 68H252V66L253 65H251ZM260 64L258 65V66H260ZM155 65V66H156ZM171 65V66H170ZM178 65H179V67H183L182 69L180 68V71L178 70ZM224 65V66H225ZM150 67V64L149 65H146V67ZM233 66H234V68H233ZM143 67V66H142ZM145 67V66H144ZM144 67H143V69H144ZM152 67V66H151ZM150 67V68H151ZM156 67V68H157ZM168 67H170V71H173V70H175L174 71V73H173V75L169 72V70H168ZM178 67V68H177ZM152 68H154V67H152ZM151 68V69H152ZM257 68H260V67H257ZM261 68H260V70H261ZM136 69H139L138 67L136 68ZM146 70H147V68H145ZM165 69H166V71H165ZM173 69V70H172ZM223 69H226L225 71L223 70ZM153 70V69H152ZM183 70V72H185V71H187V72H189V73H184V74H182L181 75V71ZM185 70V71H184ZM204 70V69H203ZM255 70V71H254ZM198 71V72H197ZM214 71V72H213ZM224 72V73H231V74H233V75H230L229 77H228V75L225 77L224 76V74L222 75V73L221 72ZM249 71V72H248ZM162 72H161V74H162ZM182 72V73H183ZM199 72H200V74L202 75V76H200V74H199ZM261 72V71H260ZM170 73V74H169ZM217 73V74H216ZM221 73V74H220ZM213 74V75H212ZM251 75V76H253V81H252V79L249 77V76H245L244 77V75ZM171 75V76H170ZM191 75V74H190ZM163 77V78H165V79H162L161 80V78L160 77ZM169 76V77H168ZM204 76V77H203ZM225 77V79L227 78V80H224V78H222V77ZM233 76H234V78H233ZM173 77V78H174ZM187 77H189L190 79H187ZM195 77H197V78H195ZM205 77H209L210 79H209V81H208V79H206ZM184 78H186V79H184ZM199 78L201 79V78H205L204 80H202L201 79V81H203L202 83H201V81L199 82L198 80H199ZM231 78H233L232 80H230ZM261 78V79H260ZM263 78V79H262ZM134 79H136V80H138V79H140V78H138V77H136V78H134ZM134 79H133V81H134ZM184 79V80H183ZM221 79H223V80H221ZM249 79H251L250 81H249ZM175 80H178V81H176V83H175ZM205 80H207L208 81V83L205 81ZM229 80L231 81V84H230V82H229ZM235 80V81H234ZM184 81V82H183ZM191 81L193 82V83H191ZM223 81V83H226V87H224V84L222 83L221 84V82ZM248 81V82H247ZM257 83H256V82ZM136 82V81H135ZM199 82V83H198ZM235 82L236 83H238V84H235ZM255 82V83H254ZM246 83H250V84H246ZM171 84V85H170ZM212 86L214 85V79H213V81H212ZM211 84H209V85H211ZM234 84V85H233ZM256 86H255V85ZM168 85V86H167ZM222 85H223V87H222ZM237 85H238V89H237ZM255 86V87H253V89L252 90H254V91H248V92H246L247 90H249L248 88H252V86ZM194 86V85H193ZM231 86H235V87H231ZM247 88H245V87ZM197 87V88H196ZM240 87H242V88H240ZM179 88V87H178ZM183 88V87H182ZM236 88V89H235ZM244 88V89H243ZM255 88V89H254ZM230 89V90H229ZM178 90V89H177ZM181 90V87L179 88V91ZM186 90V88L184 89H182L181 90V92L182 91H185ZM202 90V91H201ZM209 90V91H208ZM218 90V91H219ZM235 90V91H234ZM243 90H245V91H243ZM199 91V92H198ZM217 91V92H218ZM229 91V92H228ZM164 92V91H163ZM204 93V95H203V93ZM209 93L210 95H207V94H205V93ZM245 92V93H244ZM169 93V94H168ZM171 93V94H170ZM232 93V94H231ZM247 93V94H246ZM168 94V95H167ZM177 94V95H178ZM184 94H185V96L186 97H189L190 98V96L192 97L193 95L195 96V97H199L200 95V98L202 99V101L201 102H204L205 100H206V96L205 95H207V97H208V100L206 101V102H208V105H207V103H204V105L205 106H203V108L205 107L206 109H203L202 110V105H200V104H203V103H199V107L200 108H198V106H196L198 103L196 102L198 99H200V98H197L196 100H193L192 98H184L183 99V97H185L184 96ZM251 94V95H250ZM180 95H181V97H180ZM203 95V96H202ZM246 95H248V96H246ZM222 96H223V98L225 99L224 100V102H223V99H222ZM251 96H252V98H251ZM220 97V98H219ZM232 99H230V98ZM194 98V97H193ZM204 98H205V100H204ZM227 98V99H226ZM234 98V99H233ZM236 98V99H235ZM187 99H189V103L191 102H194V103H197V104H195V106L193 105L194 103H190V105L189 104H186V102H184V100L185 101H187ZM200 99V100H201ZM246 99H247V101H249V102H247L246 101ZM200 100H198V101H200ZM222 102H221V101ZM235 100V101H234ZM177 101V102H176ZM212 102V104H211V102ZM240 101H243V102H241L240 103ZM215 102V103H214ZM220 102V103H219ZM235 102H237L238 104H236ZM255 102H256V104H255ZM177 103H179V106L180 107H178V106H176L177 105ZM243 103V104H242ZM246 105H245V104ZM182 104L183 105H185L186 104V106H184V107H186V108H189L190 109V107L193 105L194 107H197L198 108V110H200V111H203L204 112V114L202 113V112H198V111H196L195 110V112L192 110L194 107H192L191 109H190V111H189V109H185L183 106H182ZM232 104V105H231ZM233 104L235 105V106H233ZM8 105V104H7ZM214 105V106H213ZM218 105V106H217ZM225 105V106H224ZM229 105H230V107H229ZM250 105V106H249ZM173 106V107H172ZM183 108H182V107ZM187 106H190V107H187ZM206 106H208V108L206 107ZM238 106H240V107H238ZM243 106V107H242ZM244 106H246L245 108H244ZM260 106V108H256V107H259ZM20 109H19V108ZM155 107H158V106H155ZM159 107H160V105H159ZM172 107V108H171ZM175 107H177V108H175ZM217 107V110L215 109V108ZM228 107V108H227ZM238 107V108H237ZM14 108V109H13ZM174 108L176 109V110H174ZM178 108H179V110H178ZM181 108V109H180ZM211 108H214V109H211ZM234 108V109H233ZM249 108V109H248ZM182 109H183V111H182ZM210 109V110H209ZM226 109H228V110H226ZM235 109H237V110H235ZM257 109V110H256ZM259 109V110H258ZM157 110V109H156ZM180 112V111H182L183 112V114L185 113L184 111H186V114H189V112H191V110L194 112H192L193 113V115H192V113H190L189 114V117H185L182 113V115L180 114V118H179V116H177V114L179 113L178 111ZM229 110H231V111H229ZM8 112V114H7V112ZM209 112V111H211L209 114L207 113V112ZM234 111V112H233ZM241 111H242V113H241ZM12 112V113H11ZM21 113V106L20 105H14L12 102L11 103H9V105H8V108L6 109H3V111H1V115L2 116H4L5 115V113H6V116H7V118H5V116H4V118L2 117V118H0V181H1V179L3 180L4 179V177L6 178V177H8V176H11V175H14V173H15V170H16V167H17V161H15L14 159L15 158H13L12 157V155H11V152H8V151H10L9 150V148L7 147V145L5 144V143H3L4 142V131H5V128H3V127H5L6 126V122H7V120H8V118H11L12 116L14 117V116H17L18 117V115ZM178 112V113H177ZM197 112V113H196ZM230 112V113H229ZM244 112V113H243ZM149 113H151L152 115H150V118H149ZM168 113H173V116H172V114H169V115H167ZM174 113H176V114H174ZM196 113V115H194ZM201 114V117H203L204 116V118L206 119L207 118V115H208V119H204V118H200V117H197L198 115H200ZM236 113V114H235ZM240 115H238V114ZM10 114V115H9ZM213 114V115H212ZM216 114V115H215ZM219 114V115H218ZM1 115H0V117H1ZM191 115V116H190ZM229 115H230V117H229ZM238 115V116H237ZM195 117V119H194V117ZM260 116H261V118H260ZM263 116V117H262ZM152 117V118H151ZM215 117H218V118H216L215 119ZM224 117V119L222 120V118ZM138 118V119H139ZM158 118V117H157ZM157 118H156V120H157ZM184 120H183V119ZM190 118V119H189ZM193 120H192V119ZM198 118H199V120L201 121H199L198 120ZM221 120H220V119ZM151 119H153V120H151ZM166 119V118H165ZM187 119V120H186ZM204 119V120H203ZM228 119V120H227ZM256 119H258V120H256ZM4 120V121H3ZM6 120V121H5ZM137 120V119H136ZM183 120V121H182ZM196 120V121H195ZM216 120V121H215ZM184 121H186V122H184ZM193 123H192V122ZM198 121V122H197ZM4 122V124H1V123H3ZM195 122H196V124H195ZM219 124H218V123ZM231 122V123H230ZM141 123V122H140ZM178 123H179V125H180V123L182 124V125H178ZM198 123H199V126H198ZM223 123V124H222ZM136 124V125H135ZM184 124V125H183ZM259 124V125H258ZM176 125V124H175ZM195 125V126H194ZM236 125V126H235ZM144 126V127H145ZM167 126H169V125H167ZM182 126H189V127H187V128H189V129H187V128H185V127H182ZM239 126H241V127H239ZM245 126V127H244ZM248 126V127H247ZM257 126V127H256ZM2 127V128H1ZM169 128V127H168ZM180 128H181V130H180ZM184 128H185V130H184ZM226 128V129H225ZM241 128V129H240ZM244 128V129H243ZM145 129V128H144ZM218 129V130H217ZM235 129V130H234ZM178 130H179V132H178ZM257 130V131H256ZM135 131V132H136ZM150 133H149V132ZM177 131V132H176ZM226 131H227V133H226ZM183 132V133H182ZM221 132V133H220ZM258 132V133H257ZM262 132V133H261ZM170 133V134H169ZM173 133V134H172ZM234 133V134H233ZM240 133V134H239ZM244 133V134H243ZM3 134V135H2ZM171 134L173 135V137L171 136ZM181 134V135H180ZM187 134V135H186ZM191 134V135H190ZM216 134V135H215ZM135 135V136H134ZM151 135V136H150ZM180 135V136H179ZM196 135V136H195ZM233 135V136H232ZM235 136V137H234ZM246 136V137H245ZM260 136V137H259ZM154 137V136H153ZM152 137V138H153ZM238 137V138H237ZM252 137V138H251ZM263 139H262V138ZM135 138H138V140H136ZM151 138V139H152ZM175 138L178 140H175ZM230 138V139H229ZM232 138V139H231ZM140 139V140H139ZM182 139V140H181ZM222 139V140H221ZM135 140H136V142H135ZM247 140V141H246ZM261 140H262V142H261ZM176 141V144L174 143ZM146 142V141H145ZM232 144H231V143ZM239 142V143H238ZM247 142V143H246ZM255 143L256 144V147H255V144H252V143ZM259 142V143H258ZM140 143V144H139ZM236 143V144H235ZM170 144H172V146H174V145H176V146H178V144H179V146L177 147L178 148V150H174L173 148H175V149H177L175 146L174 147H172ZM174 144V145H173ZM211 144V145H210ZM224 144V147L222 146ZM258 144V145H257ZM143 145V146H142ZM148 145V146H147ZM163 145V146H164ZM234 146V148H233V146ZM141 147L142 149H140V148H136V147ZM5 147H7V149L5 148ZM147 147H149V148H147ZM254 147V148H253ZM259 147V148H258ZM227 148V149H226ZM201 149V150H200ZM222 149V150H221ZM6 150H7V152H6ZM129 150H130V152H131V154L135 151H140L138 154L137 153H133V154H137L136 156H134V155H131L130 154V152H129ZM169 150H172V151H175L174 152V154L172 155V152H171V154H170V152H169ZM227 150V151H226ZM255 152H254V151ZM199 151H201V152H199ZM226 151V152H225ZM247 153H246V152ZM261 153H260V152ZM129 152V153H128ZM217 152H218V154H217ZM254 152V153H253ZM10 153V154H9ZM191 153V154H190ZM199 153H202V154H199ZM206 153V154H205ZM210 153V154H209ZM259 153H260V155H259ZM186 154H187V156L189 157H191L192 155V157H195V159L198 161H196V160H194V159H192V157L190 158H186ZM202 157V155H203V157H202V159L201 158H199L200 156ZM240 154V155H239ZM256 155V156H255ZM196 156H199V157H197L196 158ZM221 156V157H220ZM261 156V157H260ZM168 157V156H167ZM205 157V158H204ZM253 157H254V159H253ZM258 157V158H257ZM134 158V159H133ZM162 158V157H161ZM184 158H186V160H189V162H187V163H190V162H192V164H194V165H196V166H199V167H197V169H196V166H191L190 164H186V166L183 164V162L184 163H186V160L184 159ZM238 158V159H237ZM251 158V159H250ZM184 159V161H182ZM198 159H200V161L198 160ZM207 159V160H206ZM220 159V160H219ZM10 160H12V161H10ZM159 160H160V158H159ZM162 160V161H163ZM192 160V161H191ZM194 160V161H193ZM223 160V161H222ZM229 160V161H228ZM230 160H232V161H230ZM253 160V161H252ZM260 160H261V162H260ZM15 161V162H14ZM196 161V162H195ZM204 161H206V162H204ZM214 161V162H213ZM262 161H263V163H262ZM194 162V163H193ZM207 163V164H204V163ZM217 162V163H216ZM234 162V163H233ZM236 162V163H235ZM247 162V163H246ZM126 163V162H125ZM136 163V162H135ZM201 163H202V165H201ZM223 163V164H222ZM230 163V164H229ZM258 163V164H257ZM259 163H260V165H259ZM198 164H200V165H198ZM249 166H248V165ZM135 165V166H134ZM181 165H182V168H181ZM184 165V166H183ZM204 165V166H203ZM213 165V166H212ZM225 165V166H224ZM16 166V167H15ZM160 166V165H159ZM168 166L170 167L169 169L170 170H168ZM190 166V167H189ZM228 166V167H227ZM12 167V168H11ZM14 167V168H13ZM211 169H210V168ZM239 167V168H238ZM4 168V169H3ZM6 168V169H5ZM11 168V169H10ZM208 168V169H207ZM260 168V169H259ZM10 169V170H9ZM14 169V170H13ZM157 169V168H156ZM226 169V170H225ZM239 169V170H238ZM248 169V170H247ZM258 169H259V171H258ZM178 170V171H179ZM247 170V171H246ZM253 170V171H252ZM261 170V171H260ZM156 171V170H155ZM165 171V172H164ZM229 171V172H228ZM251 171H252V173H251ZM256 171H258L257 172V174H256ZM7 172V173H6ZM164 172V173H163ZM210 172V173H209ZM1 173H3V174H1ZM153 173H155V172H153ZM204 173V174H203ZM219 173H220V175H219ZM244 173V174H243ZM261 173L259 174L260 176H261ZM7 176H6V175ZM263 174V176H264V173H262ZM170 175V176H169ZM204 175V180L205 179H208L207 180V182H205V184H204V181L202 180L203 179V176ZM227 175V177L230 179H227V177L225 178V176ZM229 175V176H228ZM233 175V176H232ZM251 175V176H250ZM3 176V177H2ZM200 176H201V178L202 179H200ZM249 176V177H248ZM254 176V177H253ZM263 176H262V178H263ZM2 177V178H1ZM148 177V178H147ZM209 177V178H208ZM250 177H251V179H250ZM256 177V178H255ZM223 178L225 179V180H223ZM233 178V179H232ZM235 178V179H234ZM237 178H239L238 180H237ZM261 178V177H260ZM220 179V181H222L221 183H223V182H226V179L227 180H229V181H227V182H229V183H223V184H220L219 182L220 181H218ZM232 179V180H231ZM249 179V180H248ZM123 180V181H122ZM245 180V181H244ZM258 180V181H257ZM264 180V179H263ZM206 181V180H205ZM210 181V182H209ZM233 181V182H232ZM236 181V182H235ZM244 182V183H243ZM215 183V184H214ZM234 183H236V184H234ZM258 183V184H257ZM208 184H210V185H208ZM214 186H213V185ZM242 184V185H241ZM249 184V185H248ZM206 185V186H205ZM231 185H233V186H231ZM239 187V188H237V187ZM246 186V187H245ZM264 186V185H263ZM138 187H140V189L138 188ZM228 187H230L229 189H228ZM232 187H233V190H232ZM235 187V188H234ZM242 187V188H241ZM256 187V188H255ZM198 188V189H197ZM210 188V190H212ZM219 188V187H218ZM237 188V189H236ZM251 188V189H250ZM252 188H255L254 190H252ZM118 189H119V193H118ZM127 189H126V191H127ZM209 189V188H208ZM246 189V190H245ZM248 189V190H247ZM141 190V191H140ZM228 190H230L229 191V193H228ZM259 190V191H258ZM131 191V192H132ZM135 191H137V190H135ZM227 191V192H226ZM239 191V193L241 194H239V196H240V198L238 199V198H236L235 196L236 195H234L233 197H235L237 200H235V204L233 203V201L230 203L229 201H230V198H229V196H232L233 194H237V192ZM247 192V194H246V192ZM253 193H252V192ZM257 191V192H256ZM128 192V191H127ZM147 192V193H146ZM223 192L221 193V192H219V193H221V194H223ZM233 192V193H232ZM242 192V193H241ZM250 192H251V194H250ZM121 193V194H120ZM137 193V192H136ZM143 193H138V194H136L135 195V198L137 197V198H140V196H143L142 198H144V195H142ZM264 193V192H263ZM125 194V193H124ZM128 194V193H127ZM133 194H135V192L133 193ZM220 194V196H223V195H221ZM251 196H250V195ZM254 194H256L254 197H253V195ZM261 194L259 195V196H261ZM228 195V196H227ZM238 195V194H237ZM249 195V196H248ZM145 196H147V195H145ZM246 196V197H245ZM232 197V198H233ZM238 197V196H237ZM248 197V199H246ZM253 198V200H255V199H257V201H256V203L258 202L259 203V208H257L256 206L258 205H253L252 203L254 202L253 200H252V198ZM135 198H134V201H135ZM194 198V199H193ZM243 198H245V200L243 199ZM251 198V200H249ZM255 198V199H254ZM258 198H259V200H258ZM190 199H193L194 201H192V200H190ZM143 200V199H142ZM190 200V201H189ZM219 200V202H220V204L222 203L220 200H221V198H219L218 199ZM222 200H223V198H222ZM233 200V199H232ZM239 200V201H238ZM241 200V201H240ZM249 200V201H248ZM129 201V200H128ZM138 201V200H137ZM226 201V202H227ZM245 201V203H243ZM251 201V202H250ZM253 201V202H252ZM261 201V202H260ZM130 202V201H129ZM154 202V203H153ZM157 202V203H158ZM216 202V201H215ZM215 202H213V203H211V204H214ZM224 202V201H223ZM237 202H239V204H237ZM251 203V205L249 204V203ZM126 203H127V201H126ZM125 203V204H126ZM132 203V202H131ZM142 203L145 205V204H147L146 202H145V199H144V201H142ZM168 203V202H167ZM190 203V204H191ZM255 203V202H254ZM255 203V204H256ZM261 203V204H260ZM128 204V203H127ZM142 204V205H143ZM161 204V205H162ZM218 203H216V205H215V207H217L218 205H217ZM242 204V205H241ZM243 204H246V205H243ZM249 204V205H248ZM143 205V206H144ZM162 205V206H163ZM193 205V204H192ZM194 205L193 206H190V208L191 207H193V208H195V210L194 209H190L189 208V210H194V212H196L197 211V209L199 210V208H198V206H196V207H194ZM239 205V206H238ZM254 207H253V206ZM262 205V206H261ZM146 206V205H145ZM165 206V205H164ZM246 206H248V210L246 209L247 207ZM251 206H252V209H250L251 208ZM212 207V208H211ZM220 207H222V206H220ZM263 207V208H262ZM144 208V207H143ZM146 208V207H145ZM187 208V207H186ZM233 208H237L236 209V211H237V215H236V211H235V209H233ZM244 208V209H243ZM212 211H211V210ZM217 209H219V206H218V208ZM221 209V208H220ZM223 209V208H222ZM228 209V208H227ZM233 209V210H232ZM239 209V210H238ZM138 210V208L137 207H134V208H131L130 209V213L131 212H134V211H137ZM200 210H201V208H200ZM199 210V211H200ZM215 210H216V208H215ZM254 210V211H253ZM258 210H260V211H258ZM263 210V211H262ZM210 211L211 212H213V213H210ZM225 211V210H224ZM239 211H240V213H239ZM245 211V212H244ZM249 211V212H248ZM198 212V211H197ZM244 212V213H243ZM247 212L249 213L248 215H247ZM254 212V213H253ZM261 212V213H260ZM187 213V212H186ZM234 213V214H233ZM251 213L253 214V216L250 218V216H251ZM243 214V215H242ZM245 214V215H244ZM186 215V216H185ZM210 215V216H209ZM213 215V216H214ZM246 215L248 216V217H246ZM255 215V216H254ZM133 216V215H132ZM225 216H227V215H225ZM245 216V217H244ZM123 217H126V218H128V217H130V216H123ZM183 217V218H184ZM235 217V218H234ZM238 217V218H237ZM229 218V219H228ZM123 220H125L124 218H122ZM227 219V220H226ZM235 219V220H234ZM199 220H200V218H199ZM198 221V220H197ZM219 223H218V222ZM220 221H223V222H220ZM233 221V222H232ZM241 221V222H240ZM190 222V221H189ZM210 222H208V224L210 223ZM170 223H171V221H170ZM238 223V224H237ZM195 224L197 225V226H195ZM207 224V225H208ZM225 224V225H224ZM240 224V225H239ZM142 225H145V223L143 222L142 223ZM193 225L191 224V226H192V228H193V232H195L197 229H194V227H193ZM230 225V226H229ZM170 226V225H169ZM190 226V227H191ZM201 226V227H200ZM209 227H211V224H209L208 225ZM208 226L206 227V228H208ZM219 226V227H218ZM226 226V227H225ZM236 226V227H235ZM216 227V228H215ZM218 227V228H217ZM118 228V227H117ZM191 228V229H192ZM230 228V229H229ZM190 229V228H189ZM234 229V230H233ZM195 230V231H194ZM232 230V231H231ZM210 232V233H209ZM224 232V233H223ZM234 232V233H233ZM264 232V231H263ZM251 233H253V234H251ZM259 233V234H258ZM212 234H213V236H212ZM215 234V235H214ZM222 234V235H221ZM235 234V235H234ZM263 235V238L261 237L262 235ZM7 235H8V237H9V235H11L12 236V233L10 234V232L9 233H7V234H2L1 235V237H7ZM193 235V236H192ZM211 237H210V236ZM221 235V236H220ZM249 235V236H248ZM252 235V236H251ZM251 236V237H250ZM193 237H195V238H193ZM204 237V238H203ZM206 237V238H205ZM246 237V238H245ZM260 237V238H259ZM167 238H169V237H167ZM256 238V239H255ZM204 239V240H203ZM213 239V240H212ZM258 239H259V241H258ZM167 240V239H166ZM218 240V241H217ZM241 241V243L240 242H238V241ZM253 240L255 241V243L253 242ZM189 241H190V243H189ZM208 241V242H207ZM210 241V242H209ZM244 241V242H243ZM248 241V242H247ZM263 241V242H262ZM213 242H215V243H213ZM250 242V243H249ZM167 244H168V247H169V244H170V247H172L173 248V250H171V253H169L170 251V249L169 250H167L166 249V247H167ZM172 244H173V246H172ZM174 244H176V245H174ZM238 244H241L240 246H238ZM247 244V245H246ZM232 245V246H231ZM237 245V246H236ZM260 245H262V247L260 246ZM228 246H230V249H229V247ZM235 246V247H234ZM167 247V248H168ZM187 247H190V248H187ZM218 247H219V249H218ZM237 247H238V249H237ZM258 247V248H257ZM262 248V250H261V248ZM171 248V249H172ZM233 248V249H232ZM225 249V250H224ZM244 249V250H243ZM233 250V251H232ZM243 250V251H242ZM250 250H254L253 252L252 251H250ZM152 251V252H153ZM172 251H173V253H172ZM186 251V252H185ZM228 251V252H227ZM235 251V252H234ZM246 251V252H245ZM261 251H263V252H261ZM175 252V253H174ZM217 252H219V253H217ZM227 252V253H226ZM234 252V253H233ZM239 252H241L243 255H240L241 253H239ZM249 254H248V253ZM259 252H261V253H259ZM146 253V252H145ZM151 253V252H150ZM149 253V254H150ZM162 253V254H161ZM224 253V254H223ZM253 253V254H252ZM257 253H259L260 255H259V257H258V254ZM146 254H148V253H146ZM145 254V255H146ZM166 254H167V257H166ZM175 256H174V255ZM226 254V255H225ZM246 254H248L247 256H246ZM193 255V256H192ZM215 255V256H214ZM237 255H240V256H237ZM255 257H253V256ZM256 255H257V257H256ZM147 256V255H146ZM145 256V257H146ZM198 258H197V257ZM214 256V257H213ZM227 256H228V258H227ZM249 256V257H248ZM174 257V258H173ZM218 257V258H217ZM221 257V258H220ZM232 257V258H231ZM245 257H246V260H248V258H250L249 259V261H247L246 262V260H245ZM262 257V258H261ZM223 258V259H222ZM254 258V259H253ZM152 259V260H151ZM195 259H198V260H195ZM215 259V260H214ZM217 259L219 260L220 259V261H217ZM230 259H231V261H230ZM233 259V260H232ZM239 260V262L240 263H238V261H237V263L238 264H241V261H240V259L241 258H238ZM169 260V261H168ZM222 260V261H221ZM260 260H261V262H260ZM146 261H149V263H147ZM199 261V262H198ZM178 262V263H177ZM217 262V263H216ZM230 262V263H229ZM150 263V264H151ZM190 263V264H191ZM224 263V264H225ZM237 263H234V264H237ZM252 264L254 263V262H251ZM144 264V263H143ZM187 264H189V263H187ZM254 264H258L257 263V261H255V263ZM262 264H264V263H262Z\"/></svg>",
	"mask_w": 264,
	"mask_h": 264
}]
</instances>
